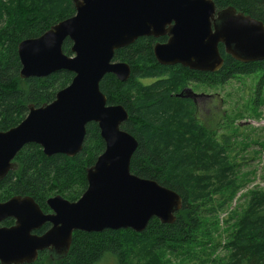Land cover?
Masks as SVG:
<instances>
[{
  "label": "water",
  "instance_id": "obj_1",
  "mask_svg": "<svg viewBox=\"0 0 264 264\" xmlns=\"http://www.w3.org/2000/svg\"><path fill=\"white\" fill-rule=\"evenodd\" d=\"M75 14L37 38L18 45L20 78H47L70 73L71 83L55 99L36 108L16 127L0 132V182L18 170L14 162L28 145L45 156L76 157L85 144L87 126L98 125L104 152L87 170L88 187L75 203L62 197L47 200L52 215L43 214L29 196L0 202V264H34L43 252L64 260L75 232L131 230L142 234L152 220L173 225L183 209L182 198L152 180L131 173L137 140L122 125L126 109L108 105L101 81L113 75L121 83L131 66L115 62L118 51L142 38L160 40L154 56L161 66H182L216 73L224 67L220 46L241 64L264 62V24L233 7L218 11L213 0H73ZM72 42L71 56L63 51ZM194 98L192 90L178 95ZM16 221L7 228L1 224ZM46 223L42 236L34 232Z\"/></svg>",
  "mask_w": 264,
  "mask_h": 264
},
{
  "label": "trees",
  "instance_id": "obj_2",
  "mask_svg": "<svg viewBox=\"0 0 264 264\" xmlns=\"http://www.w3.org/2000/svg\"><path fill=\"white\" fill-rule=\"evenodd\" d=\"M213 1L218 11L233 7L264 24V0ZM74 14L73 0H0V132L18 126L27 117L29 106L39 108L51 103L72 81L74 75L70 73L22 80L18 45L39 37ZM157 41L167 39L142 38L118 51L115 60L131 66V77L121 83L113 75H107L100 90L108 105H120L129 114V120L121 128L138 142L131 173L155 181L182 198L183 209L177 213V221L163 225L154 219L142 234L131 230L80 232L67 258L52 260L48 252H43L34 264H142L155 250H173L181 243L198 242L205 223L203 209L196 201L206 192L220 195L235 183L236 165L227 159L229 137L210 130L205 121L206 110L178 95L191 82L205 86L211 81L212 85H218L219 81L260 70L264 74V62L241 64L226 55L221 45L224 67L216 73L191 71L179 65L166 67L155 59ZM72 46L70 40L65 41L66 55L71 56ZM256 66L261 69H254ZM261 80L260 92L264 75ZM214 102L212 99V105ZM104 150L105 143L95 123L87 126L83 150L74 158L47 157L38 145H28L14 161L18 170L0 182V195H3L0 201L29 196L38 204H45L53 193L66 192L77 184L80 193L71 196L78 198L87 188V169ZM7 195L9 198H2ZM123 232L138 240L153 239L152 247L145 254L128 250L127 255L122 248L126 243L118 235ZM232 237L228 264H264V191L252 193L248 209Z\"/></svg>",
  "mask_w": 264,
  "mask_h": 264
},
{
  "label": "rangeland",
  "instance_id": "obj_3",
  "mask_svg": "<svg viewBox=\"0 0 264 264\" xmlns=\"http://www.w3.org/2000/svg\"><path fill=\"white\" fill-rule=\"evenodd\" d=\"M254 69L261 68L256 66ZM263 75L260 70L251 75L219 81L218 85H212L211 81L205 86L190 83L189 88L193 93L204 97L198 105L206 110L207 126L215 134L229 137L227 159L236 165V181L231 187L223 189L220 195H215V191L214 195L206 192L196 201L203 209L202 219L205 223L204 233H199L204 236L199 235L198 242L181 243L173 250H155L146 256L142 264H228L232 233L239 228L252 193L264 191V86L259 91ZM212 99L215 101L213 105ZM78 193L80 189L77 184L59 194L72 199L75 197L71 195ZM55 195L57 193L49 198ZM118 235L126 243L122 248L127 255L128 250L145 254L154 242L145 237L134 239L127 232Z\"/></svg>",
  "mask_w": 264,
  "mask_h": 264
},
{
  "label": "flooded vegetation",
  "instance_id": "obj_4",
  "mask_svg": "<svg viewBox=\"0 0 264 264\" xmlns=\"http://www.w3.org/2000/svg\"><path fill=\"white\" fill-rule=\"evenodd\" d=\"M167 39V38H166ZM115 62H121V63H127V62H122V61H120V60H115ZM128 64V63H127ZM117 79V78H116ZM118 80V79H117ZM119 81V80H118ZM120 82V81H119ZM188 90H191V88H189V87H187L184 91L186 92V91H188ZM183 91V92H184ZM187 93H184L183 94V97H185V95H186ZM204 97L203 96H201V95H197L196 97H194V98H189V99H191L193 102H195V103H197V104H199L198 102L199 101H201V99H203ZM89 169V168H88ZM87 169V170H88ZM86 179H87V177H86ZM87 187H88V182H87ZM86 190H87V188H86ZM85 190V191H86ZM85 191L79 196L80 198L82 197V195L85 193ZM58 196H60V197H62L64 200H66V201H69V202H71V203H75V202H77L80 198L78 197V198H72V199H66L65 197H63L62 195H60V194H57V195H55V196H53V197H58ZM22 197H26V196H22ZM53 197H50V198H53ZM32 198V197H31ZM50 198H48V199H50ZM11 199V198H10ZM10 199H8V200H6V201H9ZM33 199V198H32ZM47 199V200H48ZM34 200V199H33ZM47 200H46V203L44 204H38L35 200V202L38 204V206L40 207V209L42 210V212H43V214H45V215H52L53 214V211L52 210H50V208L47 206ZM6 201H3V202H6ZM1 202V201H0ZM7 221L9 222V224H7ZM15 223H16V221L14 220V219H8V220H5L2 224H1V227H7V228H10V227H13V226H15ZM52 228V225L50 224V223H46L44 226H42L41 227V229L40 230H38V231H35L34 232V234L35 235H38V236H42V235H44L46 232H48L50 229ZM39 232V233H38ZM79 233L80 232H75L74 233V236H73V245H72V247H71V250H72V248L75 246V244H76V242H77V238H78V236H79ZM76 236V238H74ZM71 250H70V252H71ZM69 252V253H70ZM48 255H49V252H48ZM69 255V254H68ZM68 257V256H67ZM66 257V258H67Z\"/></svg>",
  "mask_w": 264,
  "mask_h": 264
}]
</instances>
